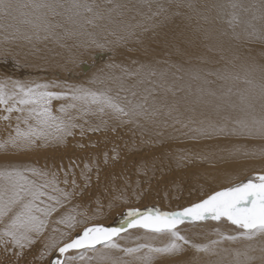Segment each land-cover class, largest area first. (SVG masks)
Wrapping results in <instances>:
<instances>
[{"label": "snow or ice", "instance_id": "1", "mask_svg": "<svg viewBox=\"0 0 264 264\" xmlns=\"http://www.w3.org/2000/svg\"><path fill=\"white\" fill-rule=\"evenodd\" d=\"M99 6L88 3L87 0H0V20L7 21L6 28H14L20 31L17 24L29 26L36 39H40L43 32L44 39L55 36V29L61 27L56 17L74 20L83 18L92 24L94 19H102V14L97 10ZM117 7H123L117 5ZM191 7V5H189ZM217 14L226 18L227 24L235 31L239 25H245V31L250 38H256L264 42V28L259 32L256 29L255 20L264 23V0L259 7L260 15L257 17L255 7L242 5L239 0H223L214 5ZM151 9V5H149ZM163 11V6H158ZM85 13L91 16H85ZM246 14V17L245 15ZM150 19L151 17H147ZM15 22V23H14ZM139 27L140 25H136ZM131 34V33H130ZM31 40L32 36H26ZM95 43V42H93ZM103 47V45H97ZM7 55V54H6ZM156 76L155 72L150 73ZM161 82H157L153 88L145 89L146 95L140 99L130 100L127 96L121 98L120 92L130 91L132 97L140 95L134 89H126L123 82L118 83L116 93L110 85L113 78L102 79L99 75L91 77L87 83L101 87L91 88L84 85H57V84H24L19 81L0 80V105H6L5 111L20 113L18 120H22L26 130L22 131L17 125L15 136L0 144V150H6L10 144L12 147H31L37 141L55 139L62 142L65 137L73 135L77 121L88 115L111 114L116 117L125 116L130 119H144L155 121L161 115H171V109L163 112V107L153 99L149 104V97H154L156 88H164L172 91L163 82L164 74L161 73ZM217 79L222 81L239 80V76L229 73H215ZM194 79H200L194 76ZM261 83L257 85L252 79H243L248 86L247 92H238L239 104L232 103L229 99L233 95L229 87L219 99L233 111L240 114L223 117L224 123H214L209 120L206 124L201 121V127L194 129L201 137L228 135L249 140L264 141V71L261 73ZM151 83V81H149ZM207 83V81H205ZM9 84L11 88L9 89ZM67 88V91H51L50 88ZM258 89V93H252ZM203 91V90H201ZM208 95L216 93L209 91ZM259 98L260 113L257 115L255 101ZM53 101H66L60 107L54 109ZM12 102V103H10ZM224 104L216 105L219 114ZM4 119H8L7 116ZM87 123V121H85ZM186 126V125H185ZM197 138V137H194ZM231 155L244 159L264 160V147L260 148H236ZM87 167V165H85ZM63 184L64 187L60 185ZM71 184L72 190H69ZM75 179L69 180L67 171L61 179L57 172L39 168L4 167L0 169V244L5 250L8 247L23 249L35 243V237L44 233L49 218L53 213L69 203L76 194ZM127 228H140L146 232L158 236H168L170 243L162 247L140 245L136 248H121L116 237L126 229L105 227L102 225H85L82 231L75 237L57 243L52 240L45 245V254H55L57 259L50 260L49 264H74L79 259L83 262L85 253L97 254L95 258L105 264H122L121 261L112 259L111 252L120 251L126 255H133L147 248L148 251L140 259L141 264H152L153 254L177 255L181 253L183 245H189L197 253L214 255L212 245L222 241H255L264 240V171L257 172L244 182L215 191L205 199L184 207L179 211H161L158 208L140 210L129 208L124 214ZM73 217H61L57 223L71 221ZM208 220L221 222L227 221L234 226L236 234L221 235V240L212 241L211 245L192 244L186 237L180 234V225L188 223L198 225ZM69 227L74 225L69 224ZM182 242L181 243H178ZM252 249L251 243L248 245ZM78 255H68L72 252ZM264 251V249H261ZM235 264H251L255 259L245 252H236ZM243 256L244 259L240 260ZM59 257H66L60 259ZM89 261L93 257H87Z\"/></svg>", "mask_w": 264, "mask_h": 264}, {"label": "bare ground", "instance_id": "2", "mask_svg": "<svg viewBox=\"0 0 264 264\" xmlns=\"http://www.w3.org/2000/svg\"><path fill=\"white\" fill-rule=\"evenodd\" d=\"M65 2H66V0H65ZM87 2L91 3L93 5L99 6L97 10L102 14L103 18L102 19H94L93 23L89 24L82 17L76 18L74 20L65 19L63 17H56L55 19H56V21H58L60 23L61 27L55 29V36H50L47 39V40L52 41L53 46H54V47L52 46V48H50V49L48 47L49 50L44 51L48 54L49 59L53 57L52 60L56 61V57H57L58 62L59 63L61 62L60 57H58V56L54 57L55 56V50H58L57 49L58 47H56L55 45H56V43H58V41L61 38H66V37L71 38V40L68 44L72 48V50H78L79 47H86V46H84L85 44L88 46L89 45H92V46L93 45H103L106 42L111 41L113 38L118 39V41H120V42L130 41V44H128V46H129V48L132 49V54H124V55L128 56L129 58H132L131 55H134L136 53L135 52L136 50L134 51L133 48L137 47L135 45L136 41L134 40V37H136L137 35H143L144 36L147 33H150V31H151V32L156 33L158 38L161 40V46H160L158 53H156L154 56H153V53H150L148 56H150L151 58H147V59L140 60V61H134V59H132L130 62H127V61L124 62V61L113 60V59L112 60L110 59V61H108L109 55L107 53H103V52L95 53L93 56H100V58L95 57L94 59L93 58H91V59H92V61L95 62V64H97L98 67L95 65L96 68L94 67L95 69H93L94 71L92 70L93 71L92 73H91V71H89L91 74L88 76L89 79L91 77H93L94 75H99V76H101L102 79L113 78L114 82H111L109 85L113 89V95H115V93H116L118 83L123 82L126 89H134L137 93L140 94L134 98V97H132L130 91L120 92L121 98H123L124 96H127L128 99H130V100L140 99L141 96L146 95L145 89L153 88L157 82H161V75H160L161 73L164 74L163 82L166 84V87L172 89V91H165L164 88H156V92H155L154 97H149V100H148V103L151 104L153 99H155L157 104L163 107L164 113H167L169 111V109H171V115L170 116L161 115L160 117L156 118L155 121L144 120V119H132L131 121H129L130 118H128V119L126 118L129 122H135V123L143 125L145 127L152 128V130L153 129L158 130L159 133L162 132L160 130L163 129L164 132L162 134L166 138V141L168 140V141L173 142L174 146H176V144L181 143L182 141L187 142L190 145V148H185V146H183L185 149H188L187 151H184V153L187 155V157H186L187 159H185V158L179 159L178 156H176L178 154L180 155V153H179L180 148L177 147L178 152L175 151V149H174L175 152L170 150L172 153H174V154L176 153V155H172V156L169 155L170 156L169 159H171V157H173V156L177 157L175 159V161H174V157L172 158V162L175 163L174 166L176 167V169L174 166H173L174 169H172L170 165H169L170 166L169 170L167 168L166 169L168 170V175H170L172 177V178L167 177L168 179L173 180L172 187H182L184 184H187V188L185 187L187 190H189V189H192V190L194 189V190L193 191L189 190V191H191V193L188 191L191 194L189 197L184 195V196L180 197V200H177L176 203L175 202L172 204L169 203L164 208L157 207L158 209H160L161 211H164V210L179 211V210L183 209L184 207H188L193 203H197L200 200L205 199L207 197V195H209L215 191H219V190H222L224 188L234 186L237 183L244 182L248 178H250L254 174H256L257 172L264 171V160L244 159L242 157H236L234 155H231V153L236 148L253 149V148L264 147V141L249 140V139H244V138H239V137H234V136H228V135L212 136L211 138H207V137L199 136V134L194 131V129L200 128L202 126L201 121H205V124L209 120H211L214 123L223 124L225 122L223 117L229 116V115L230 116H236V115L240 114L239 112L233 111L232 109L228 108L226 106V104H224V102L219 99V97L223 93H225L229 87H231L232 91H233V95H231V97H229V99L232 103L239 104V97H238V95H236V93H238V92H245L246 93L247 92L248 86L243 83V79L245 78L246 74H247V78L252 79L257 85H259L262 82L261 81V73H262V71H264V57H263L264 55L261 57V55H259L260 53H258L259 49H257V50H256V48L252 49L253 47L251 46V43L257 42V43L264 44V42H260L258 39L254 38V37L250 38L248 36L247 32L245 31V25H239L235 28V31H233V29L228 26L226 18L218 16L217 10L214 7V5H216L217 3L223 2V0H87ZM239 2L242 5H244L245 7H249V8H251L252 6H256L255 12H256L257 17H259V15H260L259 7L261 5V0H239ZM117 5H122L123 7H117ZM149 5H151V9L149 8ZM159 5L163 6V11H159V8H158ZM189 5H191V7H189ZM84 15L85 16H91V14H89V13H85ZM243 15H245V17H246V14H243ZM149 16L151 17L150 19L147 18ZM7 23H8L7 21L0 20V38L1 39H9V41L10 40H16V41H20L22 43L27 41V43H28L30 40L27 39L26 36H32V37L34 36L32 29L27 25L17 24V27H19V29H20V31L17 32L14 28L4 27V25H6ZM253 23L255 24L258 32L262 28H264V23H262L259 19L255 20ZM138 24L140 25L139 27L136 26ZM171 27L176 28L177 32L176 33L169 32V28H171ZM174 34H179L176 42H178V43L179 42H183V43L186 42L188 45L183 44L182 47H188L189 50L182 51L181 47H175V48L173 47ZM44 35L45 34L43 32H41L40 38H44ZM93 42H95V43H93ZM120 42H118V43H120ZM77 44H81V46H77ZM168 44H169V47L167 46ZM5 45H8V44H5ZM10 45L11 44L9 43L8 46H10ZM14 46L15 45H13L12 47L14 48ZM114 46L115 45H113L112 48ZM172 47L175 50L172 49ZM28 48L30 49V47H28ZM32 49L30 51L31 54L36 52V51L32 52ZM45 49H47V48H45ZM41 50H39V51L37 50V51L42 52ZM3 51H4V49H3ZM18 51H21V50H18ZM179 51H180V54L177 53ZM21 52H23V51H21ZM25 52H26V50H25ZM133 52H135V53H133ZM9 53H10V51H9ZM60 53L61 52L59 51V54ZM60 55L62 58L64 57L62 54H60ZM106 60L108 62L106 64H104ZM92 61L90 64L86 65L88 67H83V69H82L83 72L84 71L88 72V70L90 69V66L92 64H94V62H92ZM44 62H45V60H44ZM100 63H101V65H100ZM102 63H103V65H102ZM25 65H26V63H25ZM8 70H9V68H8ZM151 72H155L156 76H154V77L151 76L150 75ZM215 73H221V74L229 73V74L234 75V76H239L240 79L239 80H229V81L225 82V81L217 79V76L215 75ZM20 75H23L22 70L19 71V73L16 76H20ZM194 76H199L200 79H194L193 78ZM149 81H151V83ZM205 81H207V83H205ZM86 82H84V83H86ZM88 85L93 89L101 87V85L99 83H97L95 85H91V84H88ZM201 90H203V91H201ZM209 91L216 93V95L215 96L208 95ZM256 93H258V89H256L252 94L256 95ZM175 103L177 104V108L172 107V105ZM217 104H224V106L222 107L219 114H217V112L215 110ZM255 105H256L257 115H259V113H260V102H259L258 96L256 98ZM91 116H95V115H91ZM123 120H125V118ZM16 127H17V125H16ZM23 127H25V128H23ZM23 127H21L22 131L26 130V126L23 125ZM13 132H14V136H15V130L14 129H13ZM153 133L154 132H152L151 134H153ZM159 133H158V135H159ZM119 134H120V132H119ZM131 134H133V133H131ZM139 134H142V133H139ZM126 135L127 134H124V136H126ZM148 135H150V134L148 133ZM155 136L157 137V133ZM160 136H162V135H160ZM127 137H129V136H127ZM133 137L135 138V136H133ZM153 137H154V135H153ZM194 137H197V138H194ZM128 139H132V138L129 137ZM158 139H160V137ZM168 141H167V143H168ZM151 142L152 141L150 140L149 143L153 144V142L152 143ZM121 143H123V142H121ZM164 143H165V140H164ZM0 144H3V142H0ZM138 144H140V141L138 142ZM171 144H170V147H171ZM184 144H186V143H184ZM141 145H145V143H143ZM153 146H154V144L152 145V147ZM164 146H166V145H164ZM164 146H162V147H164ZM93 147H95V146H93ZM126 147H128V145ZM133 147H134V144H133V146H131V148L133 149ZM179 147H181V149H180V151H181L183 147L182 146H179ZM21 148H23V147H15L14 148L9 144L7 146L6 150H0V151L18 152ZM134 148H137V147H134ZM144 148H145V146H144ZM158 148H159V146H158ZM24 149H26V148H24ZM87 149H89V148H87ZM151 149L153 150V148H150V150ZM155 149H154V151H155ZM82 150L84 151V150H86V148H82ZM141 150H142V154L139 153L140 155H133L134 159L138 158V160L139 159L143 160V158H146V159L148 158V156L143 157V152L145 151V149L143 151V146H142ZM145 152L148 153L150 151L148 150V152L147 151H145ZM164 152L162 151L161 153H164ZM132 153L134 154V151ZM181 153H182L181 154V156H182L184 153H183V151ZM80 154H82V153L80 152ZM127 154H129V153L127 152ZM156 154L159 157L158 153H156ZM49 155H50V153H49ZM130 155H131V152H130ZM166 155H167V153H166ZM42 156H44V155H42ZM149 156H150V154H149ZM7 157H8V159H7ZM7 157L6 156L0 157V169H2L4 167H16V168H21V169L33 167V165L29 163V161H26L27 158H24V157H21L18 155L12 156L14 158H17L18 159V161H17L16 159L9 158V156H7ZM182 157H185V155ZM128 158L129 157H127L126 159L124 158L123 162L126 163ZM152 158H154V157H152ZM159 158H162V157H159ZM49 159H51V158H49ZM131 159H132V157H131ZM131 159L129 158L128 161H130ZM154 159L156 160V156ZM67 160H68V158H67ZM141 160H139L138 162H140ZM162 160H160V162ZM150 161H153V160H150ZM166 161L167 160L165 159V162ZM68 162H70V161H68ZM160 162L158 161V163H160ZM169 162H171V160ZM172 162H171V164H172ZM71 163H73V162L71 161ZM131 163H130V165L132 166ZM144 164L146 165L145 162H144ZM160 164H162V162ZM163 164L165 165L164 162H163ZM121 165H122V163H121ZM130 165H128V168H130L129 167ZM139 165H140V163H139ZM156 165L159 166L158 164H156ZM40 166H42V165H40ZM160 166L163 167V165H160ZM145 167H147V165ZM152 167H153V165H152ZM143 168H144V166H143ZM156 168H161V167H156ZM125 169L126 168H121V169L120 168H112L113 171L106 170L107 172L106 171L100 172L101 176H100V180H98V181H101L104 183L103 187H105V184L107 185V187H105L106 189H102L103 191L101 190L99 192L97 190L98 192H95V193H99L100 195H97V196L104 198L105 201L107 202L108 206H112V205H116V204H125V201H127V193L130 191L129 189L134 190V189H137L138 185L140 186V184H137L138 182L135 183V181L138 179H134L135 181L129 179L130 175L128 174V171L127 172L125 171ZM137 169L141 170L140 168H137ZM163 169H164V167H163ZM166 169H165V171H166ZM135 170H136V168H135ZM159 171H161V170H159ZM162 171L164 173H166L164 170H162ZM169 171H170V174H169ZM161 172H159V173H161ZM147 173L149 174V171ZM147 173H145V175L148 176ZM154 173H156V170H155V172H153V174ZM137 174H139V172ZM140 174H142V173H140ZM142 175H143L142 177H144V179H142V178L141 179L143 181H146L145 175L144 174H142ZM162 175H163V173H162ZM135 176H137V175H135ZM154 176H155V174H154ZM80 177H81V175H80ZM116 177H118V178H116ZM152 177H153V175L151 177H149V179H151ZM156 177H157V175L155 176V178ZM114 178H116L115 181H114ZM119 178L122 179L121 180L122 182L118 181ZM158 178L161 179V175ZM165 178H166V176H165ZM73 179H76V178H73ZM157 181L154 183V185L150 184V182L148 184V182H147V185H149V187L154 186L156 188V186L159 187L163 184L162 180L161 181L157 180ZM93 182H92V184H93ZM88 183H90V182H88ZM97 184H99V183H97ZM167 185H169V184H167ZM92 187H93V185H92ZM141 188H142V186H141ZM163 188H158V189L159 190L161 189V191H162ZM183 188H181V189H183ZM141 190L147 191V188H145V190L144 189H141ZM156 190H155V192H156ZM164 190H167V189H164ZM175 190H177V189H175ZM151 191H152V189H151ZM180 191L181 190H179V192ZM145 192H144V194H145ZM159 193H160V191H159ZM159 193H158V195H159ZM185 193H187V192H185ZM189 193H187V194H189ZM154 195H155V193L153 191V196ZM176 195H177V193H176ZM137 196H135V197H137ZM138 197H140V196H138ZM138 197L135 199L138 200ZM154 197H156V196H154ZM160 197L161 196H159V198ZM130 198L131 197L129 196V201L132 200V199L130 200ZM140 198L142 199V197H140ZM161 198H164V197H161ZM161 198H160V200H162ZM173 198H174V196H173ZM83 199H85V198H83ZM155 199L157 200L158 198H155ZM154 200H152V202ZM169 200L167 199V201H169ZM76 201H78V200H76ZM145 201H147L146 202V205H147L148 200H145ZM172 201H174V200H172ZM83 202H84V200H83ZM88 202H89V200H85L84 204L82 202L81 203L83 205H87ZM134 202H135V200L133 201V203ZM70 203H72V202H70ZM130 203H132V202H130ZM133 203L130 206L124 205V207H127L128 209L140 207L139 204H138V206H139L138 207V206H136V204H133ZM153 203H155V202H153ZM80 204H77V205L80 206ZM82 204H81V206L84 207ZM67 205H69V204H67ZM72 205H73V203H72ZM163 205H165V202ZM96 206H97L96 209H98V204ZM141 206H143V205H141ZM68 207H70V206H67V208ZM119 208L123 209L121 207H119ZM119 208L115 209L113 211V213L111 215H109V217L112 216L114 219H116L117 217L120 218L121 214L124 215L125 214V212L123 213L124 209L120 210ZM148 208H156V207H154L153 204L152 205L149 204V206L143 207L140 210H147ZM68 209H65V210L62 208L59 209L58 210L59 215L61 217L62 216L63 217L70 216L71 214L69 213ZM74 209H75V207H73V210ZM128 209H126V210H128ZM83 210L85 211V209H83ZM94 211H96V210H94ZM97 213H98V211H97ZM97 213H95V214H97ZM98 215H99V213H98ZM106 217H107V215H106ZM109 217L107 219H110ZM112 217L110 219L111 221H113ZM84 218H85V216H84ZM49 219L50 220L48 221V224H47L48 225L47 229H49L48 232H50L52 230V227H53V226H51L52 222L54 223V221L57 218L55 217L54 219H51V218H49ZM58 220H59V218H58ZM68 222L69 221L66 220V222L64 224H67ZM90 222H91V220H90ZM55 224H57V223L55 222ZM101 224H103V223H101ZM83 225H86V224L84 223ZM102 226L126 229L122 232H125L129 229V228H127L126 220H123V222H120V224L118 226H115V225L112 226L109 224H106V225L103 224ZM78 229L79 228H77V230ZM81 229H82V227H81ZM59 230H61V229L59 228ZM46 233H47V231H46ZM64 233H66V232H64ZM62 238L64 239L63 241H66L69 239V237H67L66 239H65V237H62ZM207 238H209V236H207ZM168 239L169 238H167V240ZM188 240L192 241V238L191 239L188 238ZM203 241L204 240H202V243H203ZM48 243H49V241H48ZM167 243L163 242V245L167 244ZM226 243L228 244L229 247H231V244H232L231 242L226 241ZM40 244H42V243H40ZM159 246H161V245H159ZM243 247H244V242L241 243V245L238 247V250L240 251ZM190 248L191 247L188 245L185 246L186 250H188ZM191 252H189V253H191ZM234 253H235V251H234ZM234 253L229 254L226 258H223L216 263L215 262L212 263L210 260H209L210 261V263H209L208 261L204 260L205 256H202L203 254L202 255L200 254L202 257H200V255H199V260L201 262H199V260L197 261V256H198L197 252H196L197 256L195 257V259H194L193 255L189 254L190 255L189 258L186 255L187 256L186 258H179L178 260H175L174 262H172L173 260L172 261L167 260L168 257L172 258L171 255H166V256H168V257H166V256H162L163 255L162 254L160 256V260L157 259L158 261L154 260L155 256H153L154 261L152 260V264H235L236 256H234ZM253 255H255V253H253ZM138 257L139 256L132 257V261L135 260L134 264H141V261H140V259H138ZM208 257H210V256H208ZM156 258H157V256H156ZM48 259L54 261L55 259H57V255L48 254ZM243 259L244 258H242L240 260H243ZM132 261H131V263H132ZM251 264H264V260H262V262L252 261Z\"/></svg>", "mask_w": 264, "mask_h": 264}, {"label": "rangeland", "instance_id": "3", "mask_svg": "<svg viewBox=\"0 0 264 264\" xmlns=\"http://www.w3.org/2000/svg\"><path fill=\"white\" fill-rule=\"evenodd\" d=\"M169 32L176 33L177 29L174 27H171V28H169ZM178 36H179V34H174L173 47L174 48L175 47H181L182 51L189 50L188 47H182L183 44L188 45L186 42L185 43L176 42ZM70 40H71L70 37L61 38L58 41V43H56V45H55L56 47H58L57 48L58 50H55V56L54 57L58 56L61 58V62L59 63L57 57H56V61L52 60L53 57L49 59L48 54L46 52H44L45 50H49L50 48H52L53 42L50 40H47L44 38L36 39L35 35L32 37V39L28 43H27V41L22 43V42L16 41V40H10L11 41L10 42L9 39H1L0 38V42H1L0 43V45H1L0 46L1 47L0 48V80L7 79L10 81H19L20 83L32 84V85L39 83V84H57V85H67V86L84 85V86L88 87L89 85L86 82L89 79L88 76L94 71L93 69H95L97 66V64H95V62L92 61L91 58H93V59L95 57L100 58V56H93L95 53H99V52L107 53L109 55V57H108L109 60L107 59L108 61H110V59L111 60L113 59V60L124 61V62H126V61L130 62L132 59H134V61H140V60H144L147 58H151L150 56H148L150 53H153V56H154L156 53H158L160 46H161V40L158 38L156 33L151 32V31H150V33H147L144 36L143 35H137L136 37H134V40L136 41L135 45L137 47L133 48L134 51L136 50L135 51L136 53L133 52L135 54L131 55L132 58H129L128 56L124 55V54H132V49L129 48V46H128V44H130V41L120 42V41H118V39L113 38L111 41L103 44V47H98L97 45H93V46L89 45L88 46L85 44L84 46H86V47H79L78 50H72V48L68 44L70 42ZM118 42H120V43H118ZM9 43L11 44L10 46H8ZM5 44H8V45H5ZM13 45H15L14 48L12 47ZM113 45H115V46L112 48ZM77 46H81V44H77ZM167 46L169 47V44ZM251 46L253 47V48L251 47L252 49H255V48H256V50L259 49L258 53H260L259 55H261V57L264 55V44L256 42V43H251ZM28 47H30V49ZM48 47H49V49H48ZM173 47H172V49H174ZM45 48H47V49H45ZM3 49H4V51H3ZM31 49H32V52H34V51H36V52L31 54V52H30ZM18 50H21L23 52L18 51ZM25 50H26V52H25ZM37 50L38 51L41 50L42 52H38ZM9 51H10V53H9ZM59 51L61 52L60 54H62L64 56L63 58L59 54ZM177 53L180 54V51ZM44 60H45V62H44ZM107 60L105 61V63L104 62L103 63L106 64L108 62ZM91 61L94 62V64H92L90 66L91 70L90 69L88 70V72L91 71V73L90 72L88 73L87 71L83 72L82 71L83 67H88L86 65L90 64ZM24 62L26 63V65ZM103 63H102V65H103ZM100 65H101V63H100ZM8 68H9V70H8ZM20 69L23 71V75L16 76L19 73V71H21ZM84 82H86V83H84ZM10 88H11V84H9V89ZM49 90L56 91V92H60V91L66 92L67 88L66 87L65 88L55 87V88H50ZM10 103H12V102H10ZM64 103H66V101H53L52 106L54 109H56V108L60 107L61 104H64ZM172 107L177 108V104L176 103L173 104ZM5 108H6V105H0V142H3V143L5 141H7V139H9V136L10 137L14 136L13 129L16 130V128H15L16 125H19L21 130H22L21 127H23V125H24L22 120L17 119L18 116H20V113L15 112V111L9 113V112L5 111ZM5 116H7L8 119H4ZM124 118H125V120H123ZM126 118L128 119L129 117H125V116L116 117V116L111 115V114H104V115L96 114L95 116H91V115L84 116L82 119H80L76 122L78 126L72 130L73 135L65 137V139L62 142L56 141L55 139L54 140L49 139V140L43 141V142L37 141L36 144H34L33 146L28 147V148L23 147L18 152L0 151V157L9 156V158L16 159L18 161L17 158L12 157L14 155H18V156L27 158L26 161H29V163L32 164L33 167H36L39 169L43 168V170H50V171L57 172L61 179H63L65 177L66 171H67V176H68L69 180L70 179L72 180L73 178L77 179V180L75 179L76 180V189H75L76 194L72 197V199H71L72 201H70L73 203V205H72V203L69 202V203H66L64 207H62V209H64V210L69 208L68 210H69V213L71 214L70 216L73 217V219L71 221H69L68 223L74 225V227H69L68 223L67 224L57 223L58 218L60 219V217H61L58 213L59 211H57V212L53 213L52 216L50 217L51 219H54L55 217L57 218L54 221V223L52 222V225H51V226H53L52 230L50 232H48L49 229H47L48 228V225H47V228H46L47 230H45L42 235L36 236V238H35L36 242L29 245V247L27 246L23 249L8 247L7 250H5L4 245L0 244V264H49L50 260L48 259V254H45L43 256L41 255L42 252H45L44 247L46 244H48V241L50 243L52 240H55L57 243H60L64 240L62 237H65V239L67 237H69V238L75 237L82 231L83 227L85 226V225H83L84 223L86 225L88 224L89 226L92 224L94 225V223L98 224V225L109 224L112 226L113 225L118 226L120 224V222H123V220H125V216L121 214L120 218L117 217L116 219H114L112 216L109 217V215H111L113 213V211L115 209H118L119 207L123 208L124 205H129V206L132 205L134 200H135V202L133 204H136V206H138V204H139V206H140V207L138 206L139 207L138 209H142L143 207H147V206H149V204L150 205L153 204V206L156 208L157 207L164 208L169 203H171V204L174 202L176 203L177 200H180V197H182L184 195H186L188 197L191 195L190 193L194 189L193 190L189 189L191 191L187 190L186 189L187 184H184L182 187H172L173 180L168 179V178H172L170 175H168L169 167L171 166L172 169H174V167H175L174 166L175 163L172 162V158L174 156L171 157V159H169V158L172 155H176V153L174 154L170 150L174 151V149H175V151L178 152L177 147L180 149H181V147H179V146H182V147L185 146V148H190V145L187 142L182 141L181 143L176 144V146H174L173 142L167 140L169 143L168 144L166 141V138L162 134L164 132L163 129L160 130L162 132L159 133L158 130H155V129L152 130V128L145 127V126L137 124L135 122H129L132 119H129V121H128ZM85 121H87V123H85ZM23 128H25V127H23ZM119 132H120V134H119ZM152 132H154V133L151 134ZM131 133H133V134H131ZM139 133H142V134H139ZM148 133L150 135H148ZM156 133H157V137L155 136ZM158 133H159V135H158ZM124 134H127V135L124 136ZM153 135H154V137H153ZM160 135H162V136H160ZM127 136H129L132 139H128L129 137H127ZM133 136H135V138ZM159 137L161 140L158 139ZM150 140L154 144L153 147H152L153 144L149 143ZM164 140H165V143H164ZM139 141H140V144H138ZM121 142H123V143H121ZM143 143H145V145H141ZM184 143H186V144H184ZM129 144L131 146H133V144H134V147H137V148L133 147V149H132ZM170 144H171V147H170ZM127 145H128V147H126ZM164 145H166V146H164ZM93 146H95V147H93ZM142 146H143V151L145 149V151L148 152V150H149L150 152L146 153L144 151L143 157L148 156V158L147 159L143 158V160L139 159L141 161L138 162L139 161L138 158L134 159L133 155L142 154V150H141ZM144 146H145V148H144ZM158 146L160 149L158 148ZM162 146H164V147H162ZM24 148H26V149H24ZM82 148H86V150L83 151ZM87 148H89V149H87ZM150 148H153V150L152 149L150 150ZM185 148L183 147L181 151L179 149L180 155L179 154L176 155V156H178L179 159H184V158L187 159L186 158L187 155L184 153V151H187L188 149H185ZM154 149L156 152L154 151ZM133 151H134V154L132 153ZM162 151L163 152L165 151L167 153V155L165 152H164L165 154L161 153ZM182 151L184 153L182 156L185 155V157L181 156ZM80 152L82 154H80ZM127 152L129 154H127ZM130 152H131V155H130ZM49 153H50V155H49ZM156 153H158L159 157H162V158H159ZM41 154L44 156H42ZM149 154H150V156H149ZM155 156H156V160L154 159ZM176 156L174 157V161L177 158ZM127 157H129L130 159L132 157V159L130 161H128L129 160V158H128L126 163L123 162L124 158L126 159ZM152 157H154V158H152ZM49 158H51V159H49ZM67 158H68V160H67ZM7 159H8V157H7ZM159 159L160 160L163 159L161 161L162 164H160L161 162ZM165 159L167 160L166 161L167 163L165 162ZM150 160H153V161H150ZM170 160H171L172 164H171V162H169ZM68 161H70V162H68ZM71 161L73 163H71ZM158 161L160 163H158ZM129 162L130 163L132 162L131 163L132 166L130 165ZM144 162L146 163L147 167H145L146 165L144 164ZM163 162L165 163V165L163 164ZM121 163H122V165H121ZM139 163H140V165H139ZM156 164H158L159 166H157ZM40 165H42V166H40ZM85 165H87V167H85ZM128 165H130L129 167L131 169L128 168ZM152 165H153V167H152ZM160 165H163L164 169ZM143 166H144V168H143ZM156 167H161V168H156ZM112 168H120V169L126 168L125 171L126 172L128 171V174L130 175L129 179L133 180V181H135L134 179H138L135 181V183L138 182L137 184H140V186L138 185L137 189H134V190L129 189L130 191L128 193L130 195L127 193V201H125V204H116V205L108 206L105 199L97 196V195H100L99 193H95L98 191L100 192L102 189H106L105 187H107L106 184H105V187H103L104 183L101 181H98V180H100V176H101L100 172L101 171L105 172L106 170L113 171ZM135 168H136V170H135ZM137 168H140L141 170H139ZM165 169H166V171H165ZM175 169H176V167H175ZM155 170H156V173H154V174H155V176L157 175L156 178L153 174V172H155ZM159 170H161V171L164 170L167 174L164 173L163 171L161 172ZM148 171H149V174L147 173ZM158 171L161 173H159ZM138 172H139V174H137ZM140 173H142L144 175H145V173L148 174V176L145 175L146 181L142 180V179H144V177H142L143 175ZM162 173H163V175H162ZM159 174L161 175V179L158 178V177H160ZM169 174H170V171H169ZM80 175H81V177H80ZM135 175H137V176L139 175V176L137 177ZM152 175L154 178L152 177L151 179H149V177H151ZM164 175L166 176V178L167 177L168 178L166 179ZM116 178H118V177H116ZM116 178H114V181ZM121 180L122 179L119 178L118 181H121ZM157 180H159V181L162 180L164 185L162 184L159 187L156 186V188L154 186H153L154 187L153 188L152 186L149 187V185H147V182L149 184L150 181H151L150 184L154 185V183ZM88 182H90V183H88ZM92 182H93V184H92ZM97 183H99V184H97ZM167 184H169V185H167ZM92 185H93V187H92ZM60 186L64 187L63 184H61ZM141 186H142V188H141ZM183 187L184 188L186 187V188L184 189ZM140 188L144 189V190H145V188H147V191L145 190L146 191L145 192V191L141 190ZM158 188H163V190L164 189H167V190L161 191V189L159 190ZM181 188H183V189H181ZM151 189H152V191H151ZM154 189L155 190L157 189L156 192ZM175 189H177V190H175ZM178 189L181 191L179 192ZM69 190L70 191L72 190L70 184H69ZM158 190L160 191V193ZM153 191L155 193L154 196H156V197L153 196ZM144 192L146 195L144 194ZM185 192H187L189 194H187ZM158 193H159V195H158ZM176 193H177V195H176ZM136 194L138 196L142 197V199L140 197H138ZM129 196L131 197L130 200L132 199L131 201H129ZM135 196L138 197V200L135 199V198H137ZM159 196L164 197V198H161V197L160 198L165 202V205H163L164 202L162 200H160ZM173 196H174V198H173ZM83 198H85V199H83ZM155 198H158L159 200L158 199L156 200ZM82 199L84 200V202ZM167 199L168 200L170 199V200L167 201ZM76 200H78L79 202ZM85 200H89L87 205H83L85 203ZM145 200H148L147 205H146L147 201H145ZM152 200H154L153 202H155V203H153ZM172 200H174V201H172ZM130 202H132V203H130ZM80 203L84 207H82ZM160 203L161 204L163 203V204L161 205ZM67 204H69V205H67ZM77 204H80V206ZM97 204H98V209H96ZM140 204L143 206H141ZM67 206H70V207L67 208ZM73 207H75L76 210L75 209L73 210ZM83 209H85V211ZM123 209H120V210H123V213L124 212L126 213L127 212L126 209H128V208L124 207ZM94 210H96V211H94ZM97 211H98L99 215H98ZM164 211H167V210H164ZM95 213H97V214H95ZM106 215H107V217H106ZM84 216H85V218H84ZM108 217L110 219L112 217L113 221H111L110 219H107ZM106 219L108 221L109 220L110 221L108 222ZM90 220L92 223L90 222ZM55 222L58 225L55 224ZM101 223H103V224H101ZM1 227L2 226H0V228ZM81 227H82V229H81ZM59 228L61 230H59ZM77 228H79V229L77 230ZM178 230H179L180 234L183 235L184 237H186L187 239L192 238V241H190V242L192 244H197V245H211L212 241L221 240V235H234V234H236V232L234 230V226L230 225L227 221L216 222V221L208 220L205 222H200L198 225H193V224L190 225V224L186 223V224L180 225ZM46 231H47V233H46ZM64 232H66V233H64ZM207 236H209V238H207ZM167 238H169V239L167 240ZM115 239H116L117 244L121 248H136V247H139L140 245H150L152 247H158L159 245H161L159 247H162V246L166 245V244L163 245V242L169 243L171 241V238L168 236H158L156 234L146 232L145 230L140 229V228H129L127 231L120 233V235L118 237H116ZM202 240H204L203 243H202ZM242 242H244V247L240 250V252L247 251L249 256L255 258L253 261L262 262V260H264V251H261V249H264V240H260V239H257V240L252 241V242L243 241V240L237 241V242H231L232 243L231 247L228 246V244L226 243V240H225V241H222L216 245H212V247L214 248V251H215L214 255L198 253V256L196 255L195 249L193 250L192 248H190V249L186 250L185 246H187V245H183L182 242L178 241V243L182 244L183 249H184L181 253H179L177 255H171L172 258L166 256L169 254H163V255L162 254H160V255L159 254L158 255L153 254V256H155L154 260H157V259L160 260V256L162 255V256L168 257V259H167L168 261L173 260L172 262H174L175 260H178L179 258H186L187 256L189 258L190 255H193L194 259L197 256V261H198L199 255L203 254L202 256H205L204 260L208 261L209 263H210V261L212 263H214V262L216 263V262L220 261L221 259L226 258L229 254H231V253L233 254L234 251H235L234 256H236L235 254L237 251H239L238 247L241 245ZM40 243H42V244H40ZM250 243H251L252 249H254V250H249L248 245ZM147 251H148L147 248H142L140 252L135 253L133 255H126L124 252L113 251V252H111L110 255H111L112 259L119 260L122 262V264H134L135 260L132 261V257H134V256H139V257L141 256L142 257L145 253H147ZM189 252H191V253H189ZM253 253H255V255H253ZM68 255H78V252L74 251L72 253H69ZM96 255L97 254H95V253H85L86 259L83 262H81L79 259H77L74 262V264H105L104 261L95 258ZM201 255H200V257H202ZM207 255L210 256L212 259L210 257H208ZM156 256H157V258H156ZM87 257H93V259H91V261H89L87 259ZM59 258L65 259L66 257H59ZM242 258H244V257L241 256L240 259H242ZM131 261H132V263H131ZM199 262H201V261L199 260Z\"/></svg>", "mask_w": 264, "mask_h": 264}]
</instances>
